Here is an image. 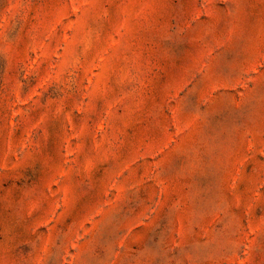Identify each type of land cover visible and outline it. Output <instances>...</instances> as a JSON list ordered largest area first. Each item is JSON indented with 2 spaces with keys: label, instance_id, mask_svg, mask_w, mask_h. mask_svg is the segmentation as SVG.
Segmentation results:
<instances>
[{
  "label": "rangeland",
  "instance_id": "obj_1",
  "mask_svg": "<svg viewBox=\"0 0 264 264\" xmlns=\"http://www.w3.org/2000/svg\"><path fill=\"white\" fill-rule=\"evenodd\" d=\"M0 264H264V0H0Z\"/></svg>",
  "mask_w": 264,
  "mask_h": 264
}]
</instances>
